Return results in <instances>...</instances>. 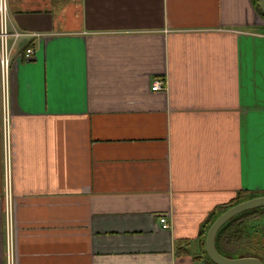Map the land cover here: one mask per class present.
<instances>
[{"label":"crops","instance_id":"crops-1","mask_svg":"<svg viewBox=\"0 0 264 264\" xmlns=\"http://www.w3.org/2000/svg\"><path fill=\"white\" fill-rule=\"evenodd\" d=\"M255 4L6 0L10 28L38 37L9 57L6 121L0 68V264L8 205L13 264H207L210 217L264 192Z\"/></svg>","mask_w":264,"mask_h":264},{"label":"built area","instance_id":"built-area-1","mask_svg":"<svg viewBox=\"0 0 264 264\" xmlns=\"http://www.w3.org/2000/svg\"><path fill=\"white\" fill-rule=\"evenodd\" d=\"M38 37L36 34H29L17 31L10 28L7 14L6 0H0V68H1V106L4 120H8V111L10 104L9 97V84H8V64L9 57L16 44L23 38L33 39ZM33 50L28 48L25 50L23 58L28 61L33 57ZM165 90V82L156 80L151 86L152 92ZM4 121V122H5ZM4 178L6 183V189L9 190V164L10 155L8 149V141L6 140L7 129L4 128ZM159 223L163 229H168L169 226L165 218H160ZM5 236H6V249H7V260L8 264H13V214L12 209L8 205L5 210Z\"/></svg>","mask_w":264,"mask_h":264},{"label":"water","instance_id":"water-1","mask_svg":"<svg viewBox=\"0 0 264 264\" xmlns=\"http://www.w3.org/2000/svg\"><path fill=\"white\" fill-rule=\"evenodd\" d=\"M259 16L264 22V0H257ZM264 211V192L236 197L234 202L228 204L214 213L203 230V249L207 264H264L254 257L228 258L222 256L216 249L215 239L218 231L230 220L247 212Z\"/></svg>","mask_w":264,"mask_h":264},{"label":"trees","instance_id":"trees-1","mask_svg":"<svg viewBox=\"0 0 264 264\" xmlns=\"http://www.w3.org/2000/svg\"><path fill=\"white\" fill-rule=\"evenodd\" d=\"M254 3L257 0H253ZM238 197H242L241 194ZM264 218V211L261 212H247L243 215L235 217L226 223L217 233L215 239V246L217 251L224 257L240 258V257H254L258 258L264 263V241L250 240V234L239 236L240 228L246 227V224L255 219ZM245 224V225H244ZM188 242H178V248L187 245ZM203 257L206 259V254L203 250Z\"/></svg>","mask_w":264,"mask_h":264},{"label":"rangeland","instance_id":"rangeland-1","mask_svg":"<svg viewBox=\"0 0 264 264\" xmlns=\"http://www.w3.org/2000/svg\"><path fill=\"white\" fill-rule=\"evenodd\" d=\"M239 230H240V233H239L240 236L244 235L245 231H247L245 235L250 234L251 237L254 238L255 241L256 240L264 241V218L252 220L246 224L245 228L241 227ZM190 251L192 253L197 252L198 244L192 243L190 247Z\"/></svg>","mask_w":264,"mask_h":264},{"label":"flooded vegetation","instance_id":"flooded-vegetation-1","mask_svg":"<svg viewBox=\"0 0 264 264\" xmlns=\"http://www.w3.org/2000/svg\"><path fill=\"white\" fill-rule=\"evenodd\" d=\"M255 220H257V219H255ZM251 221H252V220H251ZM249 222H250V221H249ZM249 222H248V223H249ZM244 225H245V224H244ZM246 232H247V231H245L244 235L246 234ZM239 233H240V232H239ZM238 235H239V234H238ZM239 236H240V235H239ZM250 240H252L251 235H250Z\"/></svg>","mask_w":264,"mask_h":264}]
</instances>
